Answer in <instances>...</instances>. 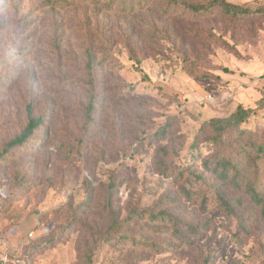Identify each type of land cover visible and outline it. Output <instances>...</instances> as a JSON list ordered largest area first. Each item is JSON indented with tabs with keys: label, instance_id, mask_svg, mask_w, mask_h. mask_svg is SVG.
<instances>
[{
	"label": "rangeland",
	"instance_id": "obj_1",
	"mask_svg": "<svg viewBox=\"0 0 264 264\" xmlns=\"http://www.w3.org/2000/svg\"><path fill=\"white\" fill-rule=\"evenodd\" d=\"M104 1L0 0V150L27 117L45 118L0 157V264H264L260 207L204 170L211 144L196 139L203 122L251 108L243 125L263 151L247 176L264 198V18L234 26L158 13L167 0L131 12ZM219 193L240 199L245 230ZM162 212L184 224L180 238Z\"/></svg>",
	"mask_w": 264,
	"mask_h": 264
},
{
	"label": "trees",
	"instance_id": "obj_2",
	"mask_svg": "<svg viewBox=\"0 0 264 264\" xmlns=\"http://www.w3.org/2000/svg\"><path fill=\"white\" fill-rule=\"evenodd\" d=\"M57 7L67 8L77 0H50ZM149 0H105L111 9L119 8V11L131 12L133 10L144 9V4ZM152 1V0H150ZM167 4L160 6L157 10L162 15H170V7H178L182 10L184 17L192 19L209 18L214 15L226 19L232 25H244L256 19L264 18V6L252 8L247 4H234L225 0H209L207 2H195L190 0H167ZM117 7V8H116ZM226 43V42H225ZM226 47L230 49L229 44ZM231 51V50H230ZM233 53L238 55L236 50ZM87 59L93 60V54L88 52ZM90 95L87 101V114L89 118H93L99 99L97 96L96 88L90 90ZM252 112L251 108H244L238 104L235 111L227 117H214L201 124L198 129L196 139L201 135L208 134L209 154L203 158L204 170L210 171L218 180L226 186L240 189L243 193L258 207H260L261 216L264 219V198L260 191L255 187V184L247 176V171L250 166L255 162V159L260 156L263 151V140L257 137V132L246 128L243 124L249 118ZM28 113L30 106H28ZM45 118L42 115L29 116L27 122L21 129L13 134L6 140L0 150V157L6 159L8 154L16 149L30 145L34 140L35 135L43 129ZM44 131V130H43ZM45 134V132H43ZM36 140V139H35ZM192 180H200L201 176L191 173ZM191 179L186 181V185L192 183ZM112 182L110 190L115 187ZM87 196L82 200V204L87 207L90 199L89 195V182L84 179L83 184ZM185 195L189 194L188 189L182 186ZM218 206L225 214L234 215L238 218L242 230L246 229V220L243 215L236 214V207L240 203V199L233 202L232 199L219 193L217 196ZM85 207V208H86ZM163 217L167 216L173 225L174 234L177 238L179 236V225L181 221L175 216L160 213ZM157 217V215L155 216ZM124 219L123 222H127ZM122 222V223H123ZM116 219L112 220L110 229L105 231V236H113L116 230ZM187 230L192 233H198L197 229L193 226L185 225Z\"/></svg>",
	"mask_w": 264,
	"mask_h": 264
},
{
	"label": "built area",
	"instance_id": "obj_3",
	"mask_svg": "<svg viewBox=\"0 0 264 264\" xmlns=\"http://www.w3.org/2000/svg\"><path fill=\"white\" fill-rule=\"evenodd\" d=\"M28 236H29V237H32V236H33V233H32V232H30V233L28 234Z\"/></svg>",
	"mask_w": 264,
	"mask_h": 264
}]
</instances>
